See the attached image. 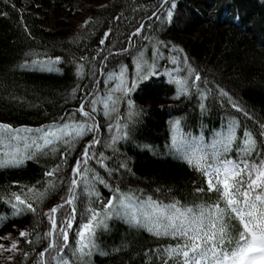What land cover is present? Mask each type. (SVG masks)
I'll return each instance as SVG.
<instances>
[{
	"label": "snow or ice",
	"instance_id": "obj_1",
	"mask_svg": "<svg viewBox=\"0 0 264 264\" xmlns=\"http://www.w3.org/2000/svg\"><path fill=\"white\" fill-rule=\"evenodd\" d=\"M0 2L9 4V0ZM139 7L145 9L144 5ZM175 7V0H158L150 15L145 9V16L127 36L125 46L107 55L98 48L90 59L84 55L72 61L78 81L86 75L89 80L83 87L78 82L68 93L69 99L78 101V107L38 127L0 122V169L17 168L26 160L41 157L59 161L46 168L42 178L31 186L19 184L15 191L8 185L0 187V201L10 207L12 216L31 213L38 224L47 220L48 228L42 236L34 227L35 239L25 241L30 245L47 241L33 264H90L93 254L107 255L96 241L98 232L107 231L111 220L143 229L156 239L175 241L150 250L160 264H264V121H259L254 131L243 127L238 137L240 122L229 118L220 131L213 132L210 142L184 132L180 120L171 122L168 154L201 178L193 181L194 202L173 197L165 203L159 198L137 195L140 189L122 187L131 169L120 148L131 142L143 113L133 94L142 83L160 76L161 68L168 83L174 85L176 99L198 97L203 112L204 101L214 94L222 106L230 105L251 119L228 92L219 86L209 87L212 82L202 77L182 48L146 34L149 29L155 32L165 22L170 23ZM91 22L89 18L82 27ZM112 32L111 27L104 32L100 46H105ZM112 56L129 57L131 73L123 62L118 71L110 70ZM25 57L18 65L22 69L61 71L57 66L62 62L60 56L45 53L41 58L25 53ZM85 64L89 66L87 74ZM85 138L87 141L74 156L76 145ZM66 168H70L68 177L62 175ZM65 181L66 192L60 202L43 211L40 204ZM101 188L107 190V196L102 195ZM32 232L21 230L19 236L28 238ZM18 243L13 240L8 248L0 243V249L19 253L26 261L31 253L22 251Z\"/></svg>",
	"mask_w": 264,
	"mask_h": 264
},
{
	"label": "trees",
	"instance_id": "obj_2",
	"mask_svg": "<svg viewBox=\"0 0 264 264\" xmlns=\"http://www.w3.org/2000/svg\"><path fill=\"white\" fill-rule=\"evenodd\" d=\"M157 2L9 0L8 5L0 2V12L7 13L0 15V122L38 127L78 107V101L69 99L68 93L78 82L83 87L89 80L86 75L84 80L78 81L76 64L72 61H78L84 55L90 59L98 48H103V55H107L109 51L116 52L125 46L127 36L145 16V9L150 15L152 5ZM13 4L15 8L11 6ZM175 4L171 22H165L155 32L149 29L146 34L182 48L202 77L212 82L209 87L215 89L219 86L228 92L251 119L244 118L230 105L222 106L214 94L204 101L206 110L203 112L197 102L198 97L176 99L174 85L168 83V77L163 75L161 68L160 76L142 83L133 94L143 113L135 125L131 142L123 143L120 148L131 169L122 187L140 189L142 191L137 195L152 196L165 203L173 197L191 203L196 201L193 181L201 178L185 163L168 154L166 144L170 143V124L180 120L184 132L209 142L213 132L220 131L229 118L240 122L238 137L243 127L254 131L259 126L258 122L264 121V0H175ZM49 11L57 16L54 28H48L36 14ZM117 16L119 20L114 19ZM64 17H78L81 23L66 24ZM89 18L92 22L82 27ZM109 27L113 32L105 46H100L99 40ZM145 52L151 55L148 49ZM25 53H35L41 58L45 53L60 56L62 62L57 66L61 71L48 73L22 69L18 65L27 58ZM121 62L129 65L131 73V59L126 56L110 57L108 68L118 71ZM88 68L85 64V74ZM98 119L102 120V116ZM102 131L106 133V129ZM87 139L76 145L74 156ZM58 162L57 159L41 157L26 160L17 168L0 169V187L8 185L15 191L19 184L31 186L42 178L46 168ZM69 174L70 168L62 173L64 177ZM14 181L18 184H13ZM101 191L102 195H108L106 189L101 188ZM65 192L66 181L48 194L40 208L47 211L60 202ZM10 211V207L0 201V237L15 238L19 242L18 247L31 255L23 261L21 254L11 253L13 258L5 264H22V261L23 264H33L36 253L47 246V241L31 245L25 241L35 239L34 227L42 236L48 228L47 220L44 218L38 224L31 213L12 216ZM21 230H28L32 235L20 237ZM69 237L71 243L73 234L70 233ZM96 242L107 255L93 254L90 264H160L150 250L175 243L168 238L156 239L143 229L130 227L121 220L109 221V229L99 231Z\"/></svg>",
	"mask_w": 264,
	"mask_h": 264
},
{
	"label": "rangeland",
	"instance_id": "obj_3",
	"mask_svg": "<svg viewBox=\"0 0 264 264\" xmlns=\"http://www.w3.org/2000/svg\"><path fill=\"white\" fill-rule=\"evenodd\" d=\"M37 11V10H36ZM39 14V17H41L44 20V23L48 28H54L55 27V22L57 19V16H55L52 11H49L48 13H36ZM64 22L66 24L70 25H78V23H81L80 19L78 17H73L72 19H68L67 17H64ZM83 22V21H82ZM210 142V141H209ZM13 240H16L15 238H9L6 240H1L0 243L5 245V248H8V246L11 244ZM12 252L5 251L3 249H0V264H5L7 260L10 257V254Z\"/></svg>",
	"mask_w": 264,
	"mask_h": 264
}]
</instances>
